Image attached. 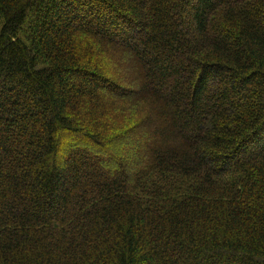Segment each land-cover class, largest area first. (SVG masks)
<instances>
[{
    "label": "trees",
    "instance_id": "obj_1",
    "mask_svg": "<svg viewBox=\"0 0 264 264\" xmlns=\"http://www.w3.org/2000/svg\"><path fill=\"white\" fill-rule=\"evenodd\" d=\"M0 264H264V0H0Z\"/></svg>",
    "mask_w": 264,
    "mask_h": 264
}]
</instances>
